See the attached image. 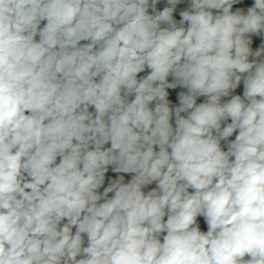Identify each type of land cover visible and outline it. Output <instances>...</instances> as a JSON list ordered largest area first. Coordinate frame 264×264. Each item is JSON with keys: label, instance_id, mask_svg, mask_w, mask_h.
<instances>
[{"label": "clouds", "instance_id": "clouds-1", "mask_svg": "<svg viewBox=\"0 0 264 264\" xmlns=\"http://www.w3.org/2000/svg\"><path fill=\"white\" fill-rule=\"evenodd\" d=\"M0 264H264V0H0Z\"/></svg>", "mask_w": 264, "mask_h": 264}, {"label": "crops", "instance_id": "crops-1", "mask_svg": "<svg viewBox=\"0 0 264 264\" xmlns=\"http://www.w3.org/2000/svg\"><path fill=\"white\" fill-rule=\"evenodd\" d=\"M143 75V74H142ZM171 79V78H170ZM178 90H180V89H178ZM171 91V90H170ZM237 94H242V85H241V87H240V89H238L237 90ZM171 99L172 100H175L176 99V97H175V92H173L172 93V96H171ZM202 99V98H201ZM199 102V101H198ZM91 110H93V109H90V111ZM118 174H114V173H112L111 172V169H109V173L108 174H106V183H105V186H107V178L108 177H111V178H116V176H117ZM125 175V182H127L129 179H130V175L129 174H124ZM151 187V186H150ZM102 190V189H101ZM145 191H147V189L145 190Z\"/></svg>", "mask_w": 264, "mask_h": 264}, {"label": "rangeland", "instance_id": "rangeland-1", "mask_svg": "<svg viewBox=\"0 0 264 264\" xmlns=\"http://www.w3.org/2000/svg\"><path fill=\"white\" fill-rule=\"evenodd\" d=\"M43 23H46V22H42L41 26H43ZM37 39H38V37H37ZM82 43H83V42H82Z\"/></svg>", "mask_w": 264, "mask_h": 264}, {"label": "built area", "instance_id": "built-area-1", "mask_svg": "<svg viewBox=\"0 0 264 264\" xmlns=\"http://www.w3.org/2000/svg\"><path fill=\"white\" fill-rule=\"evenodd\" d=\"M111 195V194H110Z\"/></svg>", "mask_w": 264, "mask_h": 264}]
</instances>
